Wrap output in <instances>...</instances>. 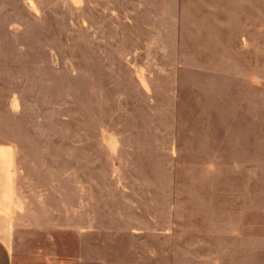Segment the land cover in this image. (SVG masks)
Segmentation results:
<instances>
[{"label": "rangeland", "instance_id": "374dc122", "mask_svg": "<svg viewBox=\"0 0 264 264\" xmlns=\"http://www.w3.org/2000/svg\"><path fill=\"white\" fill-rule=\"evenodd\" d=\"M220 2L0 0L18 257L75 255L80 223L99 261L264 264V4Z\"/></svg>", "mask_w": 264, "mask_h": 264}, {"label": "crops", "instance_id": "0c3cea01", "mask_svg": "<svg viewBox=\"0 0 264 264\" xmlns=\"http://www.w3.org/2000/svg\"><path fill=\"white\" fill-rule=\"evenodd\" d=\"M220 4H264V0H220ZM184 4V0H181ZM219 4V3H218ZM23 151L18 144L0 139V264H161L158 258L116 257L97 259L96 243L90 241L88 246L82 244L86 237H91L96 226L83 228L80 223L70 231L75 237L76 253L72 256L55 255L52 257L17 255L15 233L22 231L21 217L28 211V193L25 185L28 178L23 169ZM33 184V182H30ZM42 204L39 203V207ZM34 212V211H33ZM77 212V213H76ZM74 213V218L81 217V211ZM60 216L59 213L55 214ZM26 217V216H25ZM76 223V221H75ZM21 227V228H20ZM84 243V242H83Z\"/></svg>", "mask_w": 264, "mask_h": 264}]
</instances>
